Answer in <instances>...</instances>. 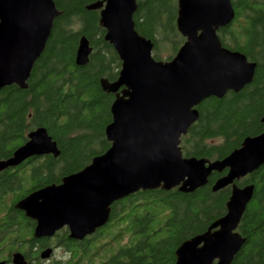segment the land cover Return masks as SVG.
Masks as SVG:
<instances>
[{
    "label": "water",
    "instance_id": "1",
    "mask_svg": "<svg viewBox=\"0 0 264 264\" xmlns=\"http://www.w3.org/2000/svg\"><path fill=\"white\" fill-rule=\"evenodd\" d=\"M86 9L100 12L104 40L121 61L117 80L100 81L102 90L115 97L112 122L105 129L111 146L80 172L32 192L14 208L37 223L35 238L68 227L71 239L83 240L109 222L115 202L140 191L194 193L213 173L223 174L212 191L231 187L226 215L184 241L175 264H232L246 243L238 228L255 193V185L239 187L236 182L264 166V132L246 138L221 160L185 157L181 149L203 102L239 93L254 80L257 63L225 48L218 35L235 18L232 0H177L176 27L185 42L170 61L155 60L153 42L136 31L138 0L98 1ZM60 15L54 0H0V91L27 89ZM92 52L89 40L81 37L76 65L85 67ZM27 139L0 161V173L33 158L60 156L45 128L33 130ZM13 264L27 262L15 253Z\"/></svg>",
    "mask_w": 264,
    "mask_h": 264
},
{
    "label": "trees",
    "instance_id": "2",
    "mask_svg": "<svg viewBox=\"0 0 264 264\" xmlns=\"http://www.w3.org/2000/svg\"><path fill=\"white\" fill-rule=\"evenodd\" d=\"M105 0H54L61 13L55 20L45 51L35 63L27 89L17 86L0 91V161L9 159L27 142L33 130L43 127L57 143L60 156L33 158L0 173V241L4 257L17 251L16 242L27 219L14 206L26 196L87 167L111 146L105 136L112 122L114 95L105 93L102 79L117 80L121 61L105 42L100 12L88 11ZM233 22L218 32L223 46L257 63L253 82L239 93L211 98L199 107V120L182 138L185 157L221 160L239 149L246 138L264 132V0H232ZM177 0H138L136 31L154 44L153 57L172 60L185 39L176 27ZM85 36L93 52L85 67L76 65V53ZM223 174L213 173L208 184L194 193L178 189L140 191L111 207L109 222L97 237L83 244V263H94L96 249L107 264H175V252L186 240L200 235L227 213L231 187L212 191ZM255 185L238 228L246 243L232 264H264V166L237 181ZM130 235L129 245L125 244ZM102 249L106 250L105 252ZM125 256V255H124Z\"/></svg>",
    "mask_w": 264,
    "mask_h": 264
},
{
    "label": "flooded vegetation",
    "instance_id": "3",
    "mask_svg": "<svg viewBox=\"0 0 264 264\" xmlns=\"http://www.w3.org/2000/svg\"><path fill=\"white\" fill-rule=\"evenodd\" d=\"M129 197L130 196L120 201H126ZM21 213L27 219L22 223L23 237L19 242H16L17 251L12 253L11 257H4V254L0 249V262H5V264H13V255L15 253H21L24 256L27 264H87L83 263V244L86 240L89 241L91 237H97V231L101 230L102 228L98 229L93 235L87 236L83 240L71 239V233L68 227L61 228L60 230L56 231L51 237L35 238L34 235L37 223L27 218L23 212ZM95 237H93L92 239H94ZM123 237L125 238L124 243L129 245L130 235L126 234L125 236L123 235ZM2 243L3 242L0 241V247ZM49 250L51 251L50 257L44 259L43 254ZM130 250L131 249H123L120 247L116 248L114 252L117 254L123 253L125 256L123 255L121 259H124L125 262H117L113 264H128L126 262H128V260H130L131 258L126 252ZM102 251L105 252L106 250L102 249ZM95 252L96 256L93 257L94 263L92 264H107L101 262V260L104 258L101 255V250L96 249Z\"/></svg>",
    "mask_w": 264,
    "mask_h": 264
}]
</instances>
